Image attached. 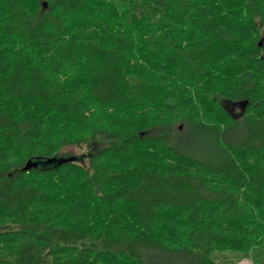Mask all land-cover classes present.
Returning <instances> with one entry per match:
<instances>
[{"label":"trees","instance_id":"1","mask_svg":"<svg viewBox=\"0 0 264 264\" xmlns=\"http://www.w3.org/2000/svg\"><path fill=\"white\" fill-rule=\"evenodd\" d=\"M244 261L264 264V0H0V264Z\"/></svg>","mask_w":264,"mask_h":264},{"label":"water","instance_id":"2","mask_svg":"<svg viewBox=\"0 0 264 264\" xmlns=\"http://www.w3.org/2000/svg\"><path fill=\"white\" fill-rule=\"evenodd\" d=\"M247 106H248V101L233 104L234 111H235L236 107H238L240 109L239 115H243V113L246 111ZM74 160H75L74 158H59L57 156L50 158V159H46V160H31L26 164L24 171L28 172L34 168L37 169L40 166H48V165L49 166H51V165L61 166V165L66 164L68 162H73Z\"/></svg>","mask_w":264,"mask_h":264},{"label":"rangeland","instance_id":"3","mask_svg":"<svg viewBox=\"0 0 264 264\" xmlns=\"http://www.w3.org/2000/svg\"><path fill=\"white\" fill-rule=\"evenodd\" d=\"M64 153L78 154V151L75 149H71V150L65 151ZM239 264H252V263L250 261H244V262L239 263Z\"/></svg>","mask_w":264,"mask_h":264},{"label":"flooded vegetation","instance_id":"4","mask_svg":"<svg viewBox=\"0 0 264 264\" xmlns=\"http://www.w3.org/2000/svg\"><path fill=\"white\" fill-rule=\"evenodd\" d=\"M237 108V107H236ZM230 111H231V113L233 114V116L234 117H237V115H238V110H236V111H234V108H233V106L231 107V109H230Z\"/></svg>","mask_w":264,"mask_h":264}]
</instances>
